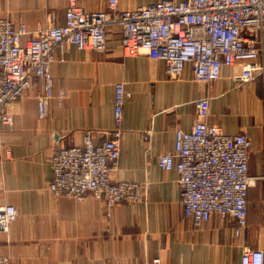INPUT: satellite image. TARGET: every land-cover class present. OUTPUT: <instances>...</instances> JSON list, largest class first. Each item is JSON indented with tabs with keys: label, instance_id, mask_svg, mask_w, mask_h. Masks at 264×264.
Segmentation results:
<instances>
[{
	"label": "crops",
	"instance_id": "1",
	"mask_svg": "<svg viewBox=\"0 0 264 264\" xmlns=\"http://www.w3.org/2000/svg\"><path fill=\"white\" fill-rule=\"evenodd\" d=\"M159 0H118V9H134ZM108 0H78L87 10L105 9ZM69 0H0V17L22 19L30 31L49 19L65 21ZM102 53L71 47L65 62L52 66L54 91L64 90L63 105L38 116L34 91L12 103L13 128L0 126V206L19 213L0 254L11 264H241L244 247L264 251V72L240 82V67L224 68L219 80L200 84L191 64L169 79L164 62L126 57L120 29L113 26ZM59 56V53L57 52ZM131 92L124 106L118 168L112 177L139 183L140 203L122 202L109 213L103 202L54 197L52 157L60 147L79 146L89 130L100 135L115 127L117 82ZM207 96V121L229 134L250 137V172L261 177L248 193L247 226L235 235V218L214 213L203 225L184 215L176 170L160 168L158 156L171 152L177 128L189 131L197 121L195 102ZM153 132L145 141L142 134Z\"/></svg>",
	"mask_w": 264,
	"mask_h": 264
},
{
	"label": "built area",
	"instance_id": "2",
	"mask_svg": "<svg viewBox=\"0 0 264 264\" xmlns=\"http://www.w3.org/2000/svg\"><path fill=\"white\" fill-rule=\"evenodd\" d=\"M120 29L124 56H147L162 61L169 79H179L187 64L200 84L219 80L224 68L240 67V82L264 72V0H159L134 9H118V0H108L105 9L87 10L78 0H69L65 21L50 18L44 27L30 31L19 19L0 17V126L13 128L10 105L31 94L36 85L38 116L47 118L53 101L61 106L64 90L55 93L52 66L65 62L73 47L102 53L108 50L111 27ZM59 53V56L57 55ZM131 92L117 82L115 127L97 133L89 130L79 146L60 147L52 157L54 197L82 202H103L107 211L119 203H140L144 191L137 182L118 181L123 136L124 106ZM197 121L192 129L175 130L171 152L160 154L158 164L179 176L184 215L196 225L211 215L235 218V235L247 226L248 193L261 177L249 168L252 141L244 133L229 134L210 124V99L195 102ZM153 132L142 138L150 140ZM19 216L10 203L0 206V234H7ZM0 264H11L0 254ZM152 264H164L160 257ZM241 264H264V251L244 247Z\"/></svg>",
	"mask_w": 264,
	"mask_h": 264
}]
</instances>
